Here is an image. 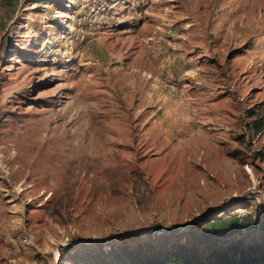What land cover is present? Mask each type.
Instances as JSON below:
<instances>
[{
	"label": "rangeland",
	"instance_id": "obj_1",
	"mask_svg": "<svg viewBox=\"0 0 264 264\" xmlns=\"http://www.w3.org/2000/svg\"><path fill=\"white\" fill-rule=\"evenodd\" d=\"M264 245V0H0V264Z\"/></svg>",
	"mask_w": 264,
	"mask_h": 264
},
{
	"label": "trees",
	"instance_id": "obj_2",
	"mask_svg": "<svg viewBox=\"0 0 264 264\" xmlns=\"http://www.w3.org/2000/svg\"><path fill=\"white\" fill-rule=\"evenodd\" d=\"M131 264H264V245L236 243L212 249L206 255L190 253L181 246L150 249L132 257Z\"/></svg>",
	"mask_w": 264,
	"mask_h": 264
}]
</instances>
